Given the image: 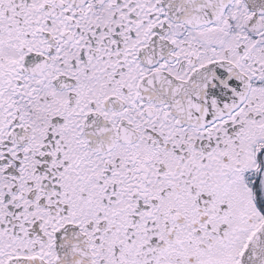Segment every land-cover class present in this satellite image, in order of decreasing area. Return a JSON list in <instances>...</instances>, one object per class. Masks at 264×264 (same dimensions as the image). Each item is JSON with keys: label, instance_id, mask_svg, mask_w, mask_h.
I'll list each match as a JSON object with an SVG mask.
<instances>
[{"label": "snow or ice", "instance_id": "obj_1", "mask_svg": "<svg viewBox=\"0 0 264 264\" xmlns=\"http://www.w3.org/2000/svg\"><path fill=\"white\" fill-rule=\"evenodd\" d=\"M0 264H264V0H0Z\"/></svg>", "mask_w": 264, "mask_h": 264}]
</instances>
